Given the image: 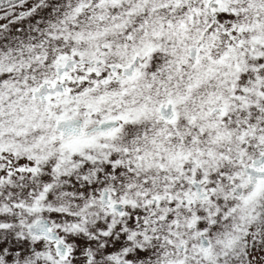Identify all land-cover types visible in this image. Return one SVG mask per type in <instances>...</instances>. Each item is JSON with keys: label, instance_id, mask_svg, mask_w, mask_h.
Returning <instances> with one entry per match:
<instances>
[{"label": "snow or ice", "instance_id": "6c2138e0", "mask_svg": "<svg viewBox=\"0 0 264 264\" xmlns=\"http://www.w3.org/2000/svg\"><path fill=\"white\" fill-rule=\"evenodd\" d=\"M0 264H264V0H0Z\"/></svg>", "mask_w": 264, "mask_h": 264}]
</instances>
